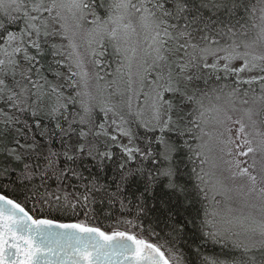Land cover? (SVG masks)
Instances as JSON below:
<instances>
[{
	"label": "snow or ice",
	"instance_id": "obj_1",
	"mask_svg": "<svg viewBox=\"0 0 264 264\" xmlns=\"http://www.w3.org/2000/svg\"><path fill=\"white\" fill-rule=\"evenodd\" d=\"M0 264H264V0H0Z\"/></svg>",
	"mask_w": 264,
	"mask_h": 264
},
{
	"label": "trees",
	"instance_id": "obj_2",
	"mask_svg": "<svg viewBox=\"0 0 264 264\" xmlns=\"http://www.w3.org/2000/svg\"><path fill=\"white\" fill-rule=\"evenodd\" d=\"M109 60H114V57H107ZM115 67V63L112 64L111 68H107V71H112V68ZM63 70V69H61ZM104 72L101 71V75H103ZM112 215H107V211L104 214H101L96 217H85L82 214L72 216L71 214H68L64 217V221H76V220H86L88 223L94 224L96 226L101 227L104 230H111L115 227H122L121 225H118L116 223L117 218H120V212L118 209H112ZM131 218V217H129ZM148 227V222L145 221V228ZM147 235V234H145ZM153 242H155V237H152Z\"/></svg>",
	"mask_w": 264,
	"mask_h": 264
},
{
	"label": "rangeland",
	"instance_id": "obj_3",
	"mask_svg": "<svg viewBox=\"0 0 264 264\" xmlns=\"http://www.w3.org/2000/svg\"><path fill=\"white\" fill-rule=\"evenodd\" d=\"M79 43H81L82 45H83V41H78ZM82 50H83V48H82ZM109 57H112L111 55H109Z\"/></svg>",
	"mask_w": 264,
	"mask_h": 264
},
{
	"label": "water",
	"instance_id": "obj_4",
	"mask_svg": "<svg viewBox=\"0 0 264 264\" xmlns=\"http://www.w3.org/2000/svg\"><path fill=\"white\" fill-rule=\"evenodd\" d=\"M65 222H74V221H65Z\"/></svg>",
	"mask_w": 264,
	"mask_h": 264
}]
</instances>
